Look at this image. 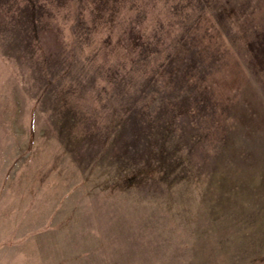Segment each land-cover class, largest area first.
<instances>
[{"label":"rangeland","instance_id":"1","mask_svg":"<svg viewBox=\"0 0 264 264\" xmlns=\"http://www.w3.org/2000/svg\"><path fill=\"white\" fill-rule=\"evenodd\" d=\"M0 264H264V0H0Z\"/></svg>","mask_w":264,"mask_h":264}]
</instances>
